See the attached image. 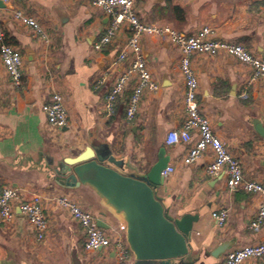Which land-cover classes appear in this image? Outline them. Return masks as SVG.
Wrapping results in <instances>:
<instances>
[{
	"label": "crops",
	"instance_id": "obj_1",
	"mask_svg": "<svg viewBox=\"0 0 264 264\" xmlns=\"http://www.w3.org/2000/svg\"><path fill=\"white\" fill-rule=\"evenodd\" d=\"M135 5L147 23L167 25L187 35L209 25L217 37L242 43L255 55L264 53V0H135ZM16 9L34 18L42 34L18 20ZM0 23L6 41L23 57L22 82L16 85L0 54V191L6 186L16 188L22 200H30L34 194H67L102 220V228L109 234L126 239L122 214L88 184L68 189L55 183L49 174L51 162L56 164L91 144L104 143L124 161L126 173L141 175L163 149L175 171L157 193L173 217L198 215L190 240L193 255H203L228 241V250L207 262L222 264L230 250L264 238V227L249 226L258 198L245 190L231 192L225 175H208L211 151L194 164L184 165L181 159L189 145L166 144L168 132L180 128L185 119L179 47L166 38L143 35L148 67L161 87L156 94H144L139 113L129 121L126 104L132 85L119 98L114 114L108 115L104 109L111 83L122 70L117 56L126 48L128 27L97 50L95 44L104 34L109 16L90 0L0 1ZM193 66L201 111L241 161L245 177L264 183V139L253 123L255 118L264 123V82L250 83L249 67L226 54H197ZM106 70V83L95 88ZM52 91L64 98L68 125L63 129L52 128L44 110ZM44 204L48 217L44 240L36 238L19 209L11 222H0V264L115 263L111 250L85 248L82 227L65 209L49 201ZM220 208L228 210L223 226L212 217ZM244 264H264V256Z\"/></svg>",
	"mask_w": 264,
	"mask_h": 264
},
{
	"label": "built area",
	"instance_id": "obj_2",
	"mask_svg": "<svg viewBox=\"0 0 264 264\" xmlns=\"http://www.w3.org/2000/svg\"><path fill=\"white\" fill-rule=\"evenodd\" d=\"M6 3L12 0H0ZM91 4L109 16V24L95 44L97 50L103 49L117 37L123 27H128L130 37L118 56L117 62L122 70L115 77L106 94L104 109L108 115L116 111L119 98L132 85V92L127 98L126 115L129 121L135 119L140 111V104L145 93L156 94L160 83L148 67L142 37L144 34L166 38L181 50L179 68L185 83L184 112L185 119L180 128L170 130L166 137L167 145H189L182 157L184 165L194 164L206 151H211V160L206 172L210 176L225 175L226 184L231 192L245 190L258 198L256 211L249 226L251 229L264 227V183L245 177L241 161L231 153L227 144L212 128L210 117L201 111L199 102V80L193 66V57L197 54L216 56L226 54L239 63L249 67V81L264 82V53L255 55L242 43L228 41L216 36L211 26H204L195 34L187 35L170 26H159L145 22L139 15L135 0H90ZM14 16L24 24L31 26L36 33L43 32L42 27L32 17L16 9ZM0 54L5 69L16 85L22 82L23 57L20 52L6 41V34L0 23ZM131 54V59H129ZM129 59V62H128ZM109 72L104 71L97 79L95 88L103 86ZM48 123L52 128L63 129L68 125V115L64 98L58 91H52L44 106ZM197 134L196 139L193 135ZM175 171V166L167 164L162 175L167 178ZM45 202L55 203L65 209L82 227L85 234V248L88 251L111 250L114 253V264H130L133 253L127 240L117 233L109 234L98 224L97 216L83 207L77 200L67 194H54L44 197L34 194L30 200H22L21 193L13 187H4L0 191V222H11L16 209H19L32 227L38 240H44L48 228V217L45 213ZM217 225L223 226L228 218V210L220 208L212 212ZM264 256V238L255 243L240 245L230 250L222 264H244L249 259Z\"/></svg>",
	"mask_w": 264,
	"mask_h": 264
},
{
	"label": "water",
	"instance_id": "obj_3",
	"mask_svg": "<svg viewBox=\"0 0 264 264\" xmlns=\"http://www.w3.org/2000/svg\"><path fill=\"white\" fill-rule=\"evenodd\" d=\"M254 128L264 139V123L255 118ZM169 156L161 149L158 159L141 175L125 172V163L104 143L51 162L50 178L61 187L74 189L88 184L122 214L126 239L134 255L133 264H208L219 258L231 243L225 241L203 255H193L190 243L198 215L173 217L157 189L165 182L163 169ZM99 226L105 224L98 221Z\"/></svg>",
	"mask_w": 264,
	"mask_h": 264
},
{
	"label": "rangeland",
	"instance_id": "obj_4",
	"mask_svg": "<svg viewBox=\"0 0 264 264\" xmlns=\"http://www.w3.org/2000/svg\"><path fill=\"white\" fill-rule=\"evenodd\" d=\"M134 261V256H133V258H132V261H131V263Z\"/></svg>",
	"mask_w": 264,
	"mask_h": 264
}]
</instances>
